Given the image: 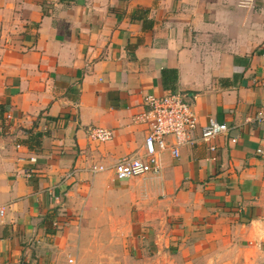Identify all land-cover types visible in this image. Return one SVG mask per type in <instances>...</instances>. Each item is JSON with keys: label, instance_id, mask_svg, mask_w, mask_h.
Segmentation results:
<instances>
[{"label": "crops", "instance_id": "1", "mask_svg": "<svg viewBox=\"0 0 264 264\" xmlns=\"http://www.w3.org/2000/svg\"><path fill=\"white\" fill-rule=\"evenodd\" d=\"M175 89L227 125L215 150L197 128L158 173L114 179L143 151L144 96ZM263 103L264 0H0V264H81L87 235L130 220L136 246L187 264L264 253Z\"/></svg>", "mask_w": 264, "mask_h": 264}, {"label": "built area", "instance_id": "2", "mask_svg": "<svg viewBox=\"0 0 264 264\" xmlns=\"http://www.w3.org/2000/svg\"><path fill=\"white\" fill-rule=\"evenodd\" d=\"M144 105V111L138 116V119L147 124L143 151L135 155L122 156L112 165L113 176L116 180H124L147 173H158L161 168L162 152L169 150L173 156L177 157L181 146L191 144L196 140L193 132L197 128H199L198 138L208 142L210 150L216 148L211 143L213 138L228 129L224 122H218L214 118H209L205 124L199 126L190 96L182 90H170L163 95L147 94L144 96ZM247 120L264 124V103ZM86 132L90 139L97 141L108 140L113 135L111 129L103 126H88ZM231 140L235 141V138H231ZM255 154L264 158V135L255 147ZM106 169L107 167L99 161L92 162L89 167L92 174ZM75 171L73 169L66 172L62 176L61 182L67 183ZM4 210L5 207L1 206L0 216L3 215ZM53 224L57 225L56 222ZM68 262L75 264L72 257L68 258Z\"/></svg>", "mask_w": 264, "mask_h": 264}, {"label": "rangeland", "instance_id": "3", "mask_svg": "<svg viewBox=\"0 0 264 264\" xmlns=\"http://www.w3.org/2000/svg\"><path fill=\"white\" fill-rule=\"evenodd\" d=\"M124 230V234L87 235L86 247L92 250L91 257H85L81 264H187L176 254L153 251L146 240L136 246L134 238L137 231L131 220L130 226H126ZM224 255L222 252V256L203 259L200 264H264V253L255 250H230L226 257ZM75 261V264H78L76 258Z\"/></svg>", "mask_w": 264, "mask_h": 264}]
</instances>
